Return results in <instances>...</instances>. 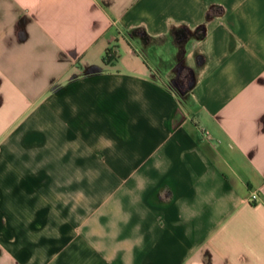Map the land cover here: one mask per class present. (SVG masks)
<instances>
[{"label":"crops","instance_id":"1","mask_svg":"<svg viewBox=\"0 0 264 264\" xmlns=\"http://www.w3.org/2000/svg\"><path fill=\"white\" fill-rule=\"evenodd\" d=\"M0 264H264V0H0Z\"/></svg>","mask_w":264,"mask_h":264},{"label":"rangeland","instance_id":"2","mask_svg":"<svg viewBox=\"0 0 264 264\" xmlns=\"http://www.w3.org/2000/svg\"><path fill=\"white\" fill-rule=\"evenodd\" d=\"M143 47H144L145 53L150 54L151 59L154 58L152 62H156V65L159 63L158 61L164 60L165 46H162L161 44L153 43L152 45L148 47H145V46Z\"/></svg>","mask_w":264,"mask_h":264},{"label":"trees","instance_id":"3","mask_svg":"<svg viewBox=\"0 0 264 264\" xmlns=\"http://www.w3.org/2000/svg\"><path fill=\"white\" fill-rule=\"evenodd\" d=\"M115 47V46H114ZM119 57L118 52L114 51V48L109 47L106 50V53L104 55V61L106 63H112L114 60H116Z\"/></svg>","mask_w":264,"mask_h":264},{"label":"built area","instance_id":"4","mask_svg":"<svg viewBox=\"0 0 264 264\" xmlns=\"http://www.w3.org/2000/svg\"><path fill=\"white\" fill-rule=\"evenodd\" d=\"M110 47L114 48V51H117V49L114 47V45H111ZM206 133L209 134V132H207V131H206ZM257 198H258V194L257 193H253L252 194V199L255 200Z\"/></svg>","mask_w":264,"mask_h":264}]
</instances>
